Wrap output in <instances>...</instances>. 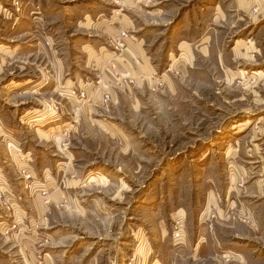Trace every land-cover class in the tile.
<instances>
[{"label":"rangeland","instance_id":"374dc122","mask_svg":"<svg viewBox=\"0 0 264 264\" xmlns=\"http://www.w3.org/2000/svg\"><path fill=\"white\" fill-rule=\"evenodd\" d=\"M0 264H264V0H0Z\"/></svg>","mask_w":264,"mask_h":264},{"label":"crops","instance_id":"0c3cea01","mask_svg":"<svg viewBox=\"0 0 264 264\" xmlns=\"http://www.w3.org/2000/svg\"><path fill=\"white\" fill-rule=\"evenodd\" d=\"M122 29V28H121ZM121 31V30H120ZM119 31V32H120ZM134 39H131V40H129L128 42H129V47L132 45V50L130 51L129 50V52H128V54H129V56H128V58L127 59H125V58H123L122 60V62H120V61H117V65H118V67H119V70L121 71V74H124V73H129V74H131V70H133V71H135V68H137V65H138V63L140 64V62H139V60L140 59H142V58H140V57H142V55L143 54H141V52L139 51V47H138V45L136 44V43H134V41H133ZM243 46H245V45H243ZM242 47V46H241ZM251 47L249 46V48H247V47H244V49H247V50H249ZM128 50V49H127ZM246 51V50H245ZM248 52V51H247ZM140 54V55H139ZM112 61V60H111ZM110 61V62H111ZM142 61V60H141ZM109 62V63H110ZM53 63H55V65H56V71H55V73L58 75V77H60V80L63 78V76L66 74V70L64 69V67H63V65H64V63H63V65H62V61H61V59H59L58 57H57V55H55V56H53ZM142 63H144L145 64V62H143L142 61ZM116 65V66H117ZM141 65V64H140ZM135 67V68H134ZM146 67H147V65H146ZM150 68L151 69H153L152 71H154L155 69L153 68V66L152 65H150ZM125 75V74H124ZM131 76V75H130ZM56 81H58V80H56ZM81 82H82V80H80ZM30 82H31V80L30 81H26V82H21V83H8V84H6L5 86H4V91H5V93H9V95H15V94H18L19 96H26L27 94L26 93H29V92H26L25 93V91L23 92L22 90H25L24 88H26V87H31L30 86ZM67 82H69V81H67ZM66 82V84L70 87V89L71 88H73V87H75V86H77V80H73L72 81V79L70 80V84L71 85H69L68 83ZM58 83V82H57ZM14 84V85H13ZM105 89H103L102 87L100 88L101 90L103 89L104 90V92L105 91H108V90H106L107 88H106V86L104 87ZM69 89V90H70ZM121 89H123V88H121ZM120 89V90H121ZM7 91V92H6ZM100 91V90H99ZM97 92L95 95H93V100H94V103H96L95 105H96V107L98 108V109H95V110H91V111H88L86 108L85 109H79V107H78V109H71L70 108V105H73L74 106V104H72L73 103V100L72 99H69V98H66L65 96L64 97H62L63 99H61V100H57L58 102H55L54 104H52V105H59L60 106V108H61V114H62V116L64 117V119H62V117H60V118H58V119H56V121L55 122H60V123H58L57 125H56V127L55 128H52V129H50L51 128V125L52 124H55V122L54 123H51V124H48L47 125V122L49 121L48 119L45 121V123H41V121H43L42 120V118H40V116L41 115H38L36 112L38 111V110H31V111H29V110H25V108H26V106L28 105V103L27 102H19V104L18 105H14L13 107H16V108H19V106H23V107H25V108H23V110H25V111H28L29 112V114L31 115L30 117H29V121H27V118L25 119V116L23 117V119H24V121H23V119H22V124H25L26 122H27V124H33L32 125V127L34 128V130H35V132L37 133V134H41L42 133V130L41 129H39L38 127H43V128H45L46 130L44 131L45 133H49L50 135H51V132L53 133V132H55V130L59 127V128H65L66 126L65 125H67V123L68 122H64L65 120H67V118L68 117H70L71 118V121H73L74 123H78V121L80 120V118H81V115H83V116H85V115H87V116H89V118L86 120V122H90V123H92V124H95V123H99V118H98V116H103V114H105L104 112L105 111H107V110H105L104 109V107H103V104L101 103V93L100 92ZM12 92H14L13 94H10V93H12ZM69 92V91H68ZM122 92V91H121ZM66 93H67V91H66ZM124 93L125 94H127V92L126 91H124ZM114 95L116 96L117 95V93L115 92L114 93ZM129 100H130V97H129ZM37 101H38V99H37ZM29 105H30V103H29ZM77 105H78V103H77ZM76 106V105H75ZM78 106H80V105H78ZM135 107V106H134ZM69 109H71L72 111H73V113L75 114V116L73 117L72 116V111H71V113L69 112ZM25 113H27V112H25ZM96 113V114H95ZM70 115V116H69ZM8 117V116H7ZM21 117V116H20ZM92 117V118H91ZM87 118V117H86ZM85 118V119H86ZM98 119V120H97ZM20 120V119H19ZM64 120V121H63ZM20 122H21V120H20ZM83 122H85V120L83 121ZM8 123V122H7ZM68 124H70V125H73L72 124V122H69ZM100 124V123H99ZM8 125V124H7ZM78 125H81V122L80 123H78ZM49 126V127H48ZM74 126V125H73ZM72 126V127H73ZM3 128L4 129H9V128H7L6 127V125H4L3 124ZM69 128V127H68ZM74 128L75 129H73V132H74V134H76L77 133V130H78V127H77V124L74 126ZM47 129H49V130H47ZM9 132H7L8 134H11V135H13L14 134V132L13 131H11V129H9L8 130ZM61 133V132H60ZM81 133L79 132V135H80ZM97 134H100V135H102V133H97ZM78 135V136H79ZM75 137V136H74ZM32 153V152H31ZM68 154V153H67ZM69 154L71 155V157H70V155H69V159L71 160V158L73 157L72 156V154L69 152ZM29 259L31 260V261H33V258H32V256H29Z\"/></svg>","mask_w":264,"mask_h":264},{"label":"built area","instance_id":"2783aa9c","mask_svg":"<svg viewBox=\"0 0 264 264\" xmlns=\"http://www.w3.org/2000/svg\"><path fill=\"white\" fill-rule=\"evenodd\" d=\"M80 96H81L82 99H86L87 98V93L82 92V94ZM108 98H109V96L107 95L106 99H108ZM104 102L107 103L108 101H104ZM89 103H91V102H89ZM6 231H7V229H6Z\"/></svg>","mask_w":264,"mask_h":264}]
</instances>
